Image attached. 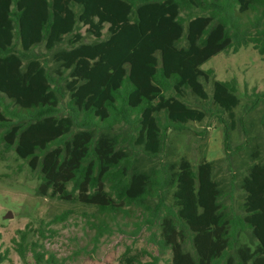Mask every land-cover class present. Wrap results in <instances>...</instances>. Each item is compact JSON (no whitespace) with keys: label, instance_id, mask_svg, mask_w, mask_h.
Listing matches in <instances>:
<instances>
[{"label":"trees","instance_id":"16d2710c","mask_svg":"<svg viewBox=\"0 0 264 264\" xmlns=\"http://www.w3.org/2000/svg\"><path fill=\"white\" fill-rule=\"evenodd\" d=\"M80 27L95 41L83 43ZM65 37L70 48L52 55L58 78L27 55L42 43L52 50ZM248 46L264 61V0H0V144L37 171L38 194L94 207L97 240L110 232L106 218L136 209L137 232L157 226L153 242L170 251V264H264V164L248 165L243 211L232 214L213 162L183 157L138 170L115 132L127 126L136 146L159 156L168 130L180 133L205 118L181 100L187 91L209 98L203 81L213 72L202 65ZM236 93L235 80H213L211 102L231 112ZM253 97L250 109L262 106L264 118V91ZM219 122L228 158L245 146L232 150L234 123ZM185 232L192 252L184 249ZM244 234L252 244L241 242ZM25 235L17 244L23 260ZM32 253L43 262V254ZM6 258L0 254V264Z\"/></svg>","mask_w":264,"mask_h":264},{"label":"rangeland","instance_id":"374dc122","mask_svg":"<svg viewBox=\"0 0 264 264\" xmlns=\"http://www.w3.org/2000/svg\"><path fill=\"white\" fill-rule=\"evenodd\" d=\"M78 33L83 37V43L95 41L92 35L85 33L84 27H80ZM102 34V39H105L107 25ZM69 39L65 37L52 50H46L43 43L39 44L27 55L38 59L49 74L58 78L56 69L59 67L52 55L69 49ZM14 51H22L18 41H14ZM201 69L213 72L208 81H203L209 98L201 100L187 91L181 100L190 108L203 111L205 118L200 123L188 124L180 133L168 130L166 144L159 156L150 158L136 146L130 136L133 132L127 126L117 128L115 132L138 170L175 163L183 157L193 163L201 158L213 162L214 178L224 193L223 203L230 213L242 214L245 195L240 187L241 180L252 161L264 164L262 106L250 109L253 94L264 91V61L252 46H248L235 54L231 50L219 53ZM66 78L67 73H64L62 79ZM213 80H235L239 104L231 112H219L212 104ZM64 83L65 80H59L64 92L60 101L61 116L68 113ZM159 117L163 120V115ZM219 118L226 123H234L232 150L241 144L245 146L233 154L230 152L228 158L223 153V130ZM39 183L37 171H32L28 163L19 160L12 150L5 152L0 144V254L7 252V258L1 264H36L33 249L43 254V262L38 264H170V251L160 252L153 242V233L160 236L157 226L152 229L142 226L137 232L138 223L142 220L140 210L132 209L128 216L106 218L110 232L97 240L95 234L99 219L94 207L43 197L36 191ZM167 204H172L171 193ZM9 212L11 216L6 218ZM23 232L26 234L25 260L20 258L17 247ZM241 242L252 244L253 239L250 234H244ZM183 245L186 251L192 252L187 232Z\"/></svg>","mask_w":264,"mask_h":264},{"label":"water","instance_id":"95a60500","mask_svg":"<svg viewBox=\"0 0 264 264\" xmlns=\"http://www.w3.org/2000/svg\"><path fill=\"white\" fill-rule=\"evenodd\" d=\"M11 216V214H10V212L9 213H7V215H6V218H8V217H10Z\"/></svg>","mask_w":264,"mask_h":264}]
</instances>
